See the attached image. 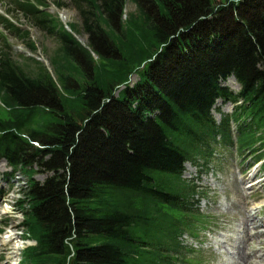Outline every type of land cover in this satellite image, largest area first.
<instances>
[{"label":"trees","instance_id":"1","mask_svg":"<svg viewBox=\"0 0 264 264\" xmlns=\"http://www.w3.org/2000/svg\"><path fill=\"white\" fill-rule=\"evenodd\" d=\"M67 1L71 32L46 0H8L12 18L54 38L52 73L11 58L10 35L36 48L0 16V160L27 178L22 227L35 242L20 264H199L178 241L198 220L180 176L217 135L263 157L264 0ZM231 76L237 95L219 84ZM219 98L242 105L217 126Z\"/></svg>","mask_w":264,"mask_h":264},{"label":"rangeland","instance_id":"2","mask_svg":"<svg viewBox=\"0 0 264 264\" xmlns=\"http://www.w3.org/2000/svg\"><path fill=\"white\" fill-rule=\"evenodd\" d=\"M63 2L61 9L48 5L47 12L66 28L70 25L79 26L77 12L68 1ZM8 9V0H0V11L6 12ZM133 11L134 6L126 2L125 12ZM13 19L23 30L29 31L36 50L31 51L17 37L10 35L8 42L11 46V58L19 63L31 59L42 63L51 71L49 59L56 47L54 38H44L38 31L29 28L16 14ZM75 37L81 43L86 42L82 33ZM137 80L136 75L131 78L132 83ZM221 86L235 93L239 90L238 84L232 79L222 82ZM233 111V104L218 100L212 108L211 117L219 122L224 115H230ZM231 127L233 128L232 124ZM210 147L212 152L207 160H198L196 166H184L183 180H186L187 184L198 186L199 191L203 193L202 199L194 197L191 201L198 200L195 207L199 213L214 222L210 228L200 233L197 240L188 234L178 239L182 245L192 247L198 252L186 253L185 258L199 259L200 264H242L240 256L244 252L247 261L254 260L256 264H264V175L260 173V165H251L250 155L239 156L235 150L226 148L223 144H213ZM7 172L10 170L5 163H1L0 174ZM50 176V173L40 172L34 176V180L43 183ZM2 178L0 264H19L21 249L33 245V242L24 241L22 238L24 233L21 211L24 204L21 201L27 190V178L21 172ZM258 180L260 182L257 183ZM254 221L257 225L252 227L250 223Z\"/></svg>","mask_w":264,"mask_h":264},{"label":"bare ground","instance_id":"3","mask_svg":"<svg viewBox=\"0 0 264 264\" xmlns=\"http://www.w3.org/2000/svg\"><path fill=\"white\" fill-rule=\"evenodd\" d=\"M251 224V226L252 227H255L256 225H257V223H255V222H251L250 223ZM242 249V248H241ZM240 255V254H239ZM245 254H244V252H242L241 253V256H240V262L242 263V264H256L257 262H255L254 260H251V261H247V257L246 256H244ZM246 258V259H245Z\"/></svg>","mask_w":264,"mask_h":264}]
</instances>
